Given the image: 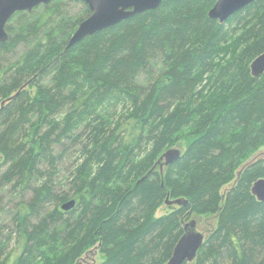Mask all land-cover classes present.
<instances>
[{"label":"trees","instance_id":"1","mask_svg":"<svg viewBox=\"0 0 264 264\" xmlns=\"http://www.w3.org/2000/svg\"><path fill=\"white\" fill-rule=\"evenodd\" d=\"M64 1L62 6L73 4ZM216 1L205 11L211 0H163L157 10L125 20L109 35L98 32L68 49L57 27L41 36L43 27L63 17L55 1L15 14L17 35L0 44V153L5 160L17 155L13 167L22 174L23 187L42 160L64 161L70 150L63 138L81 147L85 162L74 171L70 199H60L35 227L29 229L28 220L52 192L37 189L31 203L18 204L16 251L0 264H76L95 247L104 255L101 264H166L184 234V222L193 216L217 220L194 264H264V202L251 191L264 168L247 170L222 198L240 153L264 143V74L255 78L250 72L252 61L264 52V0L228 19L247 18L237 39L241 49L223 66L216 59L223 52L219 43L226 39L225 26L208 16ZM23 42L22 59L2 66L1 57L18 54ZM160 59L164 64L158 70L154 64ZM47 77L55 87L48 89ZM204 77L226 94L224 106L191 126L186 152L163 171L158 164L163 149L135 162L134 151L147 134L158 138L154 117L160 118L163 133L181 132L186 122L181 104ZM27 83L36 87L35 94ZM115 91L125 93L130 103L116 119L103 115ZM174 102L175 109L163 118ZM60 115L63 127L58 128ZM27 121L30 128L24 126ZM239 128L242 134L232 142L226 130ZM53 140L65 148L58 159L50 149ZM178 141L176 134L169 146ZM91 160L99 166L92 185L85 178ZM168 195L189 204L170 206L169 213L157 217ZM71 199L75 207L64 211L62 205Z\"/></svg>","mask_w":264,"mask_h":264},{"label":"rangeland","instance_id":"2","mask_svg":"<svg viewBox=\"0 0 264 264\" xmlns=\"http://www.w3.org/2000/svg\"><path fill=\"white\" fill-rule=\"evenodd\" d=\"M54 1L56 5L61 6L58 9L59 12L58 15L62 14L64 18L61 17L59 19L56 17V19L53 20L52 23L50 24L49 28L47 26L43 27L41 31L42 32L41 36L43 37L48 31H51L53 28L57 27V29L62 30V34H60L62 36H60L61 38H59L60 43L67 44L65 46V49L66 48L68 49L69 43L72 37L74 36L75 32L79 28V25L84 20L88 19L93 14V12L90 11L89 6L87 4L82 2H76L77 4H74L73 2L72 5H67L66 7V6H62V4L66 2L64 0H54ZM212 2L213 0H211V2L208 3V5L204 6L205 11H207L209 6L212 5ZM246 20L247 18H241L237 22L227 20L226 22L223 23L227 35L224 36L226 38L224 41L225 43L224 42L219 43L220 46L219 48L223 49V52H220L218 58L216 59V62L218 63L219 66H223L224 63L231 60V58L235 56L241 49V45L237 42V39L242 31L243 25L246 22ZM124 21L125 20H123L122 22ZM17 22H19L18 16H16L11 21L10 28L7 31L9 38L11 39L17 35L16 27H15V25H17ZM110 29H112V27L100 32H104V35H109ZM32 38L36 39V37H32ZM87 38L75 43V45L71 47H74L78 44L81 45V43H83ZM20 45L21 46L19 47L20 49L18 50V54L16 55L4 54L1 57L2 66L8 64L10 66V63L15 64L19 62L20 59H22L21 57L26 54L27 47L25 46V42H23ZM163 64L164 62H162V60L160 59V61L155 62L154 66L156 65V68L158 70H161ZM9 66H7V68H9ZM50 79L51 78H48L46 80V83L48 84L47 86L49 87L48 89L56 86L54 79L49 82L48 80ZM206 79L207 78L204 77V81L197 85V87L194 90V93H192V95L189 96V98H187L181 104V108L183 110L185 109L183 112V117H185L186 119L184 125L181 124L179 127L182 129L181 132L175 133V131L170 132L167 130V132H165L166 134L163 133L165 127L161 125L160 118L157 119V117H154L153 119L154 120L156 119L154 123L157 125V128L159 130V134H157L158 138L154 137L149 139V135L147 134L146 137L147 140L139 144L134 151L135 162H145L146 158L152 155L153 152L156 154L157 151L160 149L164 150L163 153L161 152L159 154L161 156L167 150L173 148L179 149L182 152V156L184 155V153L188 148V143H190L193 140V135L191 133L192 130H190L191 126L195 125L200 119H205L207 114H211V111L216 109L219 110L224 106V100L226 98L225 97L226 94H223L221 92H216L213 89L212 84L207 83ZM140 82H144L143 77L140 79ZM33 87H30L28 83L26 84V89L32 92L33 94H35L37 90L35 86ZM173 104L174 106H172L170 110L165 111L163 118H166L167 115L172 113V111L175 109L178 103L174 102ZM129 105L130 103L126 94L123 92L115 91L113 96L108 99L107 104L103 106V115L105 117L108 115L109 117L116 119L119 113L121 111H124ZM61 110H63V108ZM61 113L62 111H60L56 115H59ZM37 118L38 115L34 116L32 121L34 122ZM52 120L54 119L48 118V121H52ZM62 121H63V117H61L60 115V117L56 119V123L59 124L58 128L63 127L61 124ZM3 123L4 121L1 120L0 121L1 127H4ZM154 123L151 122L150 124L155 125ZM24 126L30 128L31 121H29L28 124L26 123ZM232 131L230 133L228 129L226 130L227 135L233 138L232 139L233 142L236 139V137L240 135V133L242 134L243 128L236 129L233 132ZM72 134L74 133H71V135ZM176 134H177V138H179V141L175 145L171 144L169 146L168 142L171 141ZM63 140L66 142V146H67L66 149L70 150V152L66 153L64 157V161L61 164L55 163L54 165L53 162L48 159L42 160L37 164V167H35L36 169L34 171V174L29 179L28 184L25 187H23L19 183L22 174H20L13 167L14 163L17 162V155L13 156L12 158H8L7 161L4 159L5 155L2 152L0 153V263L3 261L4 257L8 253H12L16 251L15 247L18 243L19 236L16 231L15 224L13 222V217H14V213L18 208L19 203L21 202L31 203L36 198V190L40 188L47 187L52 192L48 201H46L40 207L35 209L34 214H32L31 218H29L28 221L30 222V224L28 228L30 229V227L31 228L35 227L37 224L42 222V219L46 216L47 212L53 209V207L59 203L60 199L67 198L68 200V198L72 196L73 185H71V180L74 177V171L77 168V166L81 164L83 161L85 162V160L84 157L81 155V147L75 144L73 139L70 141L69 138L68 139L63 138ZM56 144L57 143H54L53 140L51 142L50 149L53 152V157L54 158L57 157L58 159L59 156L64 153L63 150H65V148L62 149L61 146H58ZM161 156H159L158 158H161ZM238 162H239L238 166L234 165L231 168L230 172L227 174L228 177L226 178V182L228 183L227 185L223 186L222 194H226L227 191L234 184H239L238 182L241 181L243 175L247 170H250L256 165L259 166L258 169L264 168V143L260 145L257 143L253 148L249 147L244 149L238 157ZM146 164H148V168L151 167L150 163L146 162ZM98 167H99L98 164L93 160L86 162L85 178L90 182L91 185L97 179ZM260 179H264V176H258V179L256 181ZM95 185L96 183L93 185V187ZM170 211H171V207L168 206L165 200V204H163V206L157 212V217H161L162 215L169 213ZM192 218L197 220L199 225L198 229L201 232H204L206 236L208 232L211 230L212 228L211 226L214 227L217 221L216 218L213 216H207V217L204 216L203 218L198 216H193ZM35 254L36 253H32V256H34ZM83 258L85 259V262L83 261L80 264H101L104 260V255L101 254L99 251H97L95 253L87 255V257L83 256ZM188 264H192V263L189 262Z\"/></svg>","mask_w":264,"mask_h":264},{"label":"water","instance_id":"3","mask_svg":"<svg viewBox=\"0 0 264 264\" xmlns=\"http://www.w3.org/2000/svg\"><path fill=\"white\" fill-rule=\"evenodd\" d=\"M54 0H0V44L9 39L6 26L11 18L19 12L31 13L41 5H47ZM82 2L89 6L93 14L80 25L69 46L92 36L100 31L113 27L123 20L142 14L148 11L157 10L163 0H70ZM257 0H217L210 9L209 18L217 20L220 24L226 22L237 12L243 10ZM251 72L254 77L264 74V53L257 57L252 65ZM5 102L2 103V105ZM182 157L179 149L167 150L159 159L160 169L177 162ZM252 194L258 201L264 202V179L256 181L252 187ZM167 204H174L179 207H186L189 201L185 198L171 199L168 195ZM76 200L72 199L62 205L64 211L73 209ZM185 232L176 244L173 254L166 264H187L193 262L199 250L205 243V235L198 231L197 222L191 220L185 225Z\"/></svg>","mask_w":264,"mask_h":264},{"label":"flooded vegetation","instance_id":"4","mask_svg":"<svg viewBox=\"0 0 264 264\" xmlns=\"http://www.w3.org/2000/svg\"><path fill=\"white\" fill-rule=\"evenodd\" d=\"M211 19V18H210ZM6 31H7V29H6ZM9 40V39H8ZM7 40V41H8ZM6 41V42H7ZM19 92H17L16 94H14L15 96L18 94ZM4 105V104H3ZM2 105V106H3ZM164 169V168H163ZM161 171H163V170H161ZM222 198L223 199H225L226 198V195L225 194H223V196H222ZM178 199V198H177ZM168 206H173V207H176L177 205H174V204H169ZM191 220H195L196 222H197V220L196 219H193V218H189V219H187V221L186 222H184V225H183V229L185 228V225L187 224V223H189ZM199 225H198V222H197V229L199 228L198 227ZM212 228H211V232H212V230L214 229V227L213 226H211ZM198 231H200L199 229H198ZM184 232H185V229H184ZM201 232V231H200ZM201 233H203L204 235H205V233L204 232H201ZM208 234H209V232H208ZM208 234H207V236H208ZM206 235H205V238L207 237ZM206 240V239H205ZM205 244V243H204ZM204 246V245H203ZM203 248V247H202ZM201 248V249H202ZM200 249V250H201ZM199 250V251H200ZM97 251H99V248L98 247H95V248H93L92 250H90L89 252H87V253H85V255L84 256H86L87 257V255H89V254H92V253H95V252H97ZM199 253V252H198ZM197 257H198V255H197ZM197 257H196V259L193 261V262H191V263H194L196 260H197ZM85 262V259L82 257L76 264H80L81 262ZM188 264V263H187Z\"/></svg>","mask_w":264,"mask_h":264},{"label":"bare ground","instance_id":"5","mask_svg":"<svg viewBox=\"0 0 264 264\" xmlns=\"http://www.w3.org/2000/svg\"><path fill=\"white\" fill-rule=\"evenodd\" d=\"M263 53H264V52H263ZM263 53H262V54H263ZM260 55H261V54H260ZM260 55H259V56H260ZM259 56H257V57H259ZM257 57H256V58H257ZM256 58H255V59H256ZM255 59H254V60H255ZM254 60H253V61H254ZM253 61H252V63H253ZM252 63H251V65H252ZM251 65H250V72H251ZM251 75H252V72H251ZM252 76H253V75H252ZM253 77H254V76H253ZM255 78H257V77H255Z\"/></svg>","mask_w":264,"mask_h":264}]
</instances>
